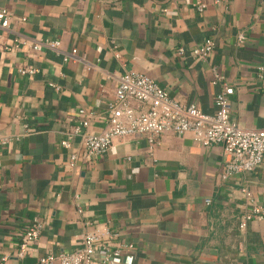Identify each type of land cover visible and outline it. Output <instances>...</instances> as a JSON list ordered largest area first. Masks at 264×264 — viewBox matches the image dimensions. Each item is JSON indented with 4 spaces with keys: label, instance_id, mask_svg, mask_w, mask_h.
Masks as SVG:
<instances>
[{
    "label": "crops",
    "instance_id": "crops-1",
    "mask_svg": "<svg viewBox=\"0 0 264 264\" xmlns=\"http://www.w3.org/2000/svg\"><path fill=\"white\" fill-rule=\"evenodd\" d=\"M198 1L0 0L13 12L10 26L0 27V136L13 137L0 145V264H38L106 227L135 243L132 264H264V161L225 179L223 147L204 146L192 133H164L152 151L145 136L117 139L95 158L70 133L80 109L89 131L106 128L128 72L149 75L171 99L208 114L217 111L219 73L234 87L231 118L264 127V0H201L203 12ZM207 38L216 46L199 59L193 49ZM46 39L60 48H33ZM29 65L38 72L22 75ZM255 206L263 217L243 230ZM36 219L44 228L19 256Z\"/></svg>",
    "mask_w": 264,
    "mask_h": 264
},
{
    "label": "built area",
    "instance_id": "built-area-1",
    "mask_svg": "<svg viewBox=\"0 0 264 264\" xmlns=\"http://www.w3.org/2000/svg\"><path fill=\"white\" fill-rule=\"evenodd\" d=\"M215 1L220 2V0ZM196 7L203 12L206 4L200 0L196 3ZM12 17L13 12L1 8L0 27L8 28ZM237 39L239 45H244L247 36L244 32H240ZM16 42L17 47L18 41ZM43 44L55 49L60 48L59 41L49 39L35 43L33 48L40 49ZM215 46V41L207 38L195 46L193 54L199 59H204ZM11 48L6 47V50ZM76 52L77 50L73 49L72 54L75 55ZM179 52L183 53L184 48L180 47ZM19 71L22 75H34L38 69L29 65L20 68ZM260 71L264 73V64L260 65ZM214 82H221L222 88L215 98L217 111L208 114L195 103L185 106L171 99L168 92L145 73H125L120 77L109 104L110 115L106 128L99 133L89 131V114L85 109H80L79 114L82 119L71 127L70 133L82 136L84 155L87 158H95L105 153L117 139L145 136L152 151L159 144L164 133L177 135L192 133L194 140L204 146L223 147L228 156L223 178L251 172L264 161V127L248 128L234 121L230 114L234 87L230 86L219 73L215 74ZM49 85L57 90L61 89L54 83ZM17 139H21V136ZM12 140L13 137L0 136V145H7ZM62 145L68 149L73 147L70 140L62 141ZM77 158V153H72L70 164L75 165ZM262 212L261 207L255 206L242 219L241 228L245 230L248 222L257 215L262 218ZM43 228L44 222L38 219L27 228L22 236L19 256H24L28 245L39 238ZM120 235L118 230L109 227L87 230L77 248L59 255L43 256L38 264H52L55 260H59L61 264H132L136 245L131 241L122 240ZM239 250L246 254L244 242L239 243Z\"/></svg>",
    "mask_w": 264,
    "mask_h": 264
}]
</instances>
